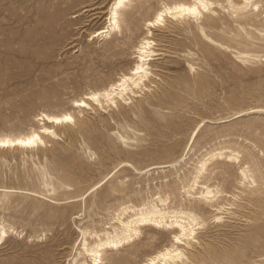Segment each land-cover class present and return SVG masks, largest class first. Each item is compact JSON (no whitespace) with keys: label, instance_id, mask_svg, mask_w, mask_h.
I'll list each match as a JSON object with an SVG mask.
<instances>
[{"label":"rangeland","instance_id":"1","mask_svg":"<svg viewBox=\"0 0 264 264\" xmlns=\"http://www.w3.org/2000/svg\"><path fill=\"white\" fill-rule=\"evenodd\" d=\"M174 1L131 0L120 29L100 38L92 33L112 0H0V136L39 128L41 112H73L76 122L45 135L35 152L0 151V188H18L0 195V264L89 260L82 232L91 243L118 224L120 206L148 200L194 210V238L179 244L172 229L143 227L105 249L102 264H143L172 243L185 253L176 264H264V13L240 18L215 0L208 20L166 18L149 30L157 55L144 90L93 110L73 105L134 67L147 20ZM221 148L238 150L255 181L243 183L241 164L221 156L189 187L202 155ZM206 185L221 193L204 201Z\"/></svg>","mask_w":264,"mask_h":264},{"label":"bare ground","instance_id":"2","mask_svg":"<svg viewBox=\"0 0 264 264\" xmlns=\"http://www.w3.org/2000/svg\"><path fill=\"white\" fill-rule=\"evenodd\" d=\"M112 1L113 2L108 7V10L105 11L106 13L105 25L102 28L95 30L92 33V37L99 36L100 38H105L107 36H110L111 33L117 32L120 29V21H119L120 11L131 0H112ZM225 1H226V5H222L221 3L219 5L222 8H226L229 14L236 16L238 15L240 16V18L248 13H251L252 15L255 16H261L264 13V3H261L264 2V0H240L239 2H235V0H225ZM215 3L218 2L215 0H179L171 3H163L162 7L158 9L157 12L155 13L153 19L147 20L146 25L148 28V32L151 27L160 26L161 24H164L166 18L174 19L178 22V20L180 21L185 18L188 19L192 18L198 21L204 18V16H206L207 19L205 18V20H208L209 17L210 18L212 17L210 15H204V13L214 12L216 9L214 10L213 4ZM193 8L197 10L195 15H193L190 12V10ZM200 29L203 32L202 30L203 27H201ZM148 34L150 35H145L140 39L138 45L134 50V52H136V55L138 57V61L136 62L134 67L131 68L130 71L128 70L129 72L127 73L121 72L118 75L117 79L111 82L106 88L100 91L93 90L90 93L84 94L83 98L74 100L73 105L75 109L90 107L93 110L94 103H97L101 107H104L103 102L106 103L107 105H111L112 103H117L116 100L118 97L126 101L133 98L130 95V93H132V95L136 94L139 91V89L140 90L143 89V86L144 87L147 86L145 84V80L148 79L149 77L148 74H150L151 72L148 70L150 65V60L154 59V56L157 55L156 48H154L155 41L150 39V36L152 34L151 31ZM204 35L208 36L205 33ZM124 50L125 48L120 47L118 53H123ZM116 59L118 60L119 56H116ZM72 114L71 112H64L62 114H50V113L41 112L40 114L37 115V120L42 122L41 123L42 126H40L39 128L28 126L29 128L27 131L25 130L26 132L14 136H10V135L0 136V151L2 150L3 152L4 149L15 148V149H19L17 151L20 150L24 152L30 151V153L35 152L33 150L39 149L38 148L39 146L44 145L46 143L45 135L48 134L57 135V132L55 131L57 127L63 128V126L68 125L70 122H75L74 119L75 117H73L74 115L72 116ZM64 117H71V120H65ZM74 124H76V122ZM59 135L60 134H58V136ZM17 141H19L20 143H17ZM221 156H225L226 158L233 159V161L234 160L238 161V163L241 162L239 158V151L235 150L234 148H230L229 152L223 151L222 148L218 150L211 149L205 152V154H203L200 160L198 161V165L195 168V174L194 176H192L193 177L192 183L189 185V187H193V184L198 182L197 179L199 178L200 174H202L207 169L209 162H211L214 158L219 159V157ZM219 162L221 161H216V162L214 161L215 164L225 163V162L223 163H219ZM244 164L245 163H242L240 165V173L243 179L242 182L247 185L253 183L255 179L253 177V170L251 169L250 165L248 164L244 165ZM204 187H205L204 190L200 191L202 197L204 198V201L205 199L206 200L213 199L220 192V190L217 189V186L210 187L209 185H206ZM17 190L18 188L17 189L0 188V192H2L0 195H2V197H7L11 193ZM33 191L35 192V190ZM166 198L167 197L158 196L157 201H159L162 204L166 200ZM128 209H131L132 212L126 216ZM111 219H116L118 221V224L114 226L112 225L110 229H106V228L102 229L100 233L102 234V236L94 232L97 237L91 243H89L85 237L87 230L82 232L81 238H83V242H82L81 250H83V252L89 256V260L86 258L81 259L78 261V264H102V259H103L102 255L105 249L119 248L127 245L129 242L139 237V235L141 234V229L143 227L154 226V227H164V228L166 227L168 229H172L174 230L173 238L177 243L188 244L189 238H194L195 230L198 228L197 226H200L201 224L200 218L195 213L194 210H189L181 207L175 209H165L158 207V205L155 204L153 200H148L147 202L143 201L138 206L122 205L119 207L115 216H112ZM6 235H7V228L0 221V244ZM179 244L172 243L170 244V246L164 247L161 250H158L155 253L150 254L149 256L146 257L145 262L143 264L178 263L179 260H182L183 257H185V253L182 250L183 248ZM81 253L82 251L78 253L79 256ZM77 256L73 259L72 264H76Z\"/></svg>","mask_w":264,"mask_h":264},{"label":"snow or ice","instance_id":"3","mask_svg":"<svg viewBox=\"0 0 264 264\" xmlns=\"http://www.w3.org/2000/svg\"><path fill=\"white\" fill-rule=\"evenodd\" d=\"M196 9L195 8H193V9H191L190 10V12L193 14V15H195L196 14ZM64 119L65 120H71V117H64ZM59 122V121H58ZM17 143H20L19 141H17ZM30 143V142H29Z\"/></svg>","mask_w":264,"mask_h":264}]
</instances>
